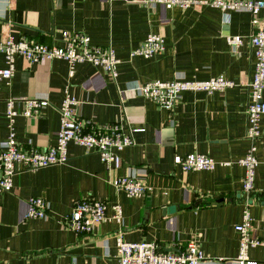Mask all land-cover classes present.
I'll use <instances>...</instances> for the list:
<instances>
[{
    "label": "crops",
    "instance_id": "obj_1",
    "mask_svg": "<svg viewBox=\"0 0 264 264\" xmlns=\"http://www.w3.org/2000/svg\"><path fill=\"white\" fill-rule=\"evenodd\" d=\"M251 21L245 11L223 15L213 7L165 9L142 0H0V42L6 36H25L59 45L62 31L79 32L92 46L111 47L118 61L112 82L86 62L76 64L70 76L63 60L30 64L16 57L12 77L0 80V145L9 131L7 101L14 99L20 111L23 100L39 99L47 101L40 116L16 117L14 133L25 150L54 146L65 88L77 102L80 119L137 130L115 170L74 143L67 146L64 164L35 171L16 165L11 190L0 194V264H116L118 238L154 242L163 252L182 251L192 242L203 255L201 264H238L234 227L242 219L245 173L239 161L252 145L258 165L249 206L251 235L264 243V116L261 136L253 142L245 138L246 84L253 75ZM150 33L162 36L163 53L150 59L131 57ZM228 36L241 37V45L229 46ZM4 67L0 53V69ZM219 76L235 86L183 92L172 112L139 92L147 82ZM189 154L212 158L215 168L184 172L174 159ZM127 175L147 185L144 197L129 198L113 186L116 178ZM31 197L46 201V218H24ZM221 198L223 202L215 203ZM78 199L106 203L108 216L113 205H120L121 221H105L90 234L76 235L63 219ZM247 257L264 264V245L249 248Z\"/></svg>",
    "mask_w": 264,
    "mask_h": 264
},
{
    "label": "built area",
    "instance_id": "obj_2",
    "mask_svg": "<svg viewBox=\"0 0 264 264\" xmlns=\"http://www.w3.org/2000/svg\"><path fill=\"white\" fill-rule=\"evenodd\" d=\"M144 4L160 5L165 9L178 7L180 9L213 7L223 15L227 11H245L252 16V31L249 43L253 49V75L246 84L249 102L246 107L245 138L253 142L261 136L260 123L264 116V0H142ZM59 45H43L29 39L11 36L4 37L0 42V53L4 55L5 67L0 69V80L9 81L14 72L16 57H22L30 64L42 61L63 60L68 64L71 76L78 63H89L100 68L103 73L115 82L118 76V61L111 47L92 46L89 37L84 33L62 31ZM227 43L231 47H239L242 39L239 36H228ZM164 51L162 36L150 33L144 41L131 53L150 59L159 56ZM234 83L222 76L205 81H152L139 87L142 97L152 101L159 109L172 112L186 91H201L212 93L225 91L234 87ZM47 104L45 100L26 99L21 102V110L15 109V100L6 104V119L8 134L0 145V194L7 193L12 188V179L16 173V165H22L26 171L64 164L68 160L67 146L74 143L87 152L98 155L100 161L111 170L119 167L120 152L133 145V134L136 129L123 127L118 123L96 124L80 119L76 111V100L65 88L64 99L59 113V129L54 146L45 150L23 149L17 142L13 124L18 116L25 119L38 118L41 109ZM174 163L184 172L198 170H213L215 162L212 158L201 154H189L186 157H175ZM244 168L241 198L244 202L241 222L234 227L238 234L239 252L238 264H256L247 257L251 247L264 245L251 235L252 218L249 206L254 196L253 180L258 161L252 145L246 156L239 161ZM113 186L123 190L129 198L144 197L148 191L147 185L136 176L127 175L116 178ZM112 215H107L106 203L94 199H78L74 202L71 213L64 217V226L76 235L90 234L105 221L120 222L122 209L115 204L111 207ZM48 206L41 197H31L28 200L25 219H44L48 216ZM118 260L116 264H201L203 255L195 243H189L182 251L163 252L154 242H124L117 240Z\"/></svg>",
    "mask_w": 264,
    "mask_h": 264
},
{
    "label": "water",
    "instance_id": "obj_3",
    "mask_svg": "<svg viewBox=\"0 0 264 264\" xmlns=\"http://www.w3.org/2000/svg\"><path fill=\"white\" fill-rule=\"evenodd\" d=\"M224 201V199H219V200H217L215 203H221V202H223ZM198 204H201L200 202H198V203H195V205L194 206H197ZM174 211V207H170L169 209H168V212L169 213H172ZM164 212V211H163Z\"/></svg>",
    "mask_w": 264,
    "mask_h": 264
}]
</instances>
